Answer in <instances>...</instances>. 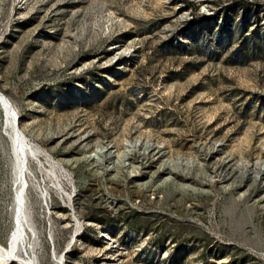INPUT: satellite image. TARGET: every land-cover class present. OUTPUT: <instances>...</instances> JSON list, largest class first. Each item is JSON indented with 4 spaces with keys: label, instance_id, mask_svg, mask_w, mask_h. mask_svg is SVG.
Wrapping results in <instances>:
<instances>
[{
    "label": "rangeland",
    "instance_id": "rangeland-1",
    "mask_svg": "<svg viewBox=\"0 0 264 264\" xmlns=\"http://www.w3.org/2000/svg\"><path fill=\"white\" fill-rule=\"evenodd\" d=\"M0 95V246L12 121L22 256L264 264V0H0Z\"/></svg>",
    "mask_w": 264,
    "mask_h": 264
},
{
    "label": "bare ground",
    "instance_id": "bare-ground-1",
    "mask_svg": "<svg viewBox=\"0 0 264 264\" xmlns=\"http://www.w3.org/2000/svg\"><path fill=\"white\" fill-rule=\"evenodd\" d=\"M5 98V97H4ZM2 98L0 95V102L2 103V107L4 108V111L6 112V115L8 117H11L12 115V109L9 105V103ZM14 116V115H13ZM15 119V118H14ZM7 120V119H6ZM17 126V125H16ZM15 123L11 121V139L15 143V148L17 150V153L19 155V158L17 157V184L19 185L17 194H16V228L13 232L14 234L10 237L8 244L6 247L0 246V264H38L37 260L32 258H27L21 255L20 253V245H21V235L24 229V213H25V205H26V194H25V186L23 181V174H24V167L26 165V161L28 160L27 157L29 155L31 156H45L38 148L31 145L23 135V133L19 130V127H16ZM10 128V129H11ZM13 143V144H14ZM27 156V157H26ZM29 156V157H31ZM49 164H52L51 166L57 168L59 172L62 173V170L60 169V166L54 163L49 157L45 156ZM33 158V157H31ZM26 168V167H25ZM25 180V179H24ZM16 191V190H15ZM68 201H70L69 196H65ZM57 264H62L61 259Z\"/></svg>",
    "mask_w": 264,
    "mask_h": 264
}]
</instances>
